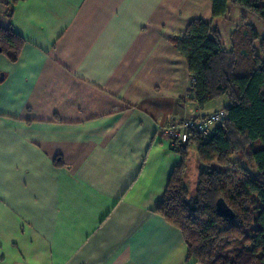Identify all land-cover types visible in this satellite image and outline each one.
I'll return each mask as SVG.
<instances>
[{"label":"crops","instance_id":"crops-1","mask_svg":"<svg viewBox=\"0 0 264 264\" xmlns=\"http://www.w3.org/2000/svg\"><path fill=\"white\" fill-rule=\"evenodd\" d=\"M211 0H0V264H200L156 212L181 163L160 126L206 115L174 37Z\"/></svg>","mask_w":264,"mask_h":264},{"label":"trees","instance_id":"trees-1","mask_svg":"<svg viewBox=\"0 0 264 264\" xmlns=\"http://www.w3.org/2000/svg\"><path fill=\"white\" fill-rule=\"evenodd\" d=\"M239 6L264 21V0H211L212 20L192 19L172 39L192 77L191 95L199 107L225 97V116L208 134L191 133L171 148L181 158L156 212L179 228L187 257L200 264H264V35L245 22L224 45L215 21ZM23 39L0 26V52L11 60ZM198 161L193 192L186 184L189 150ZM240 175L227 182L231 170ZM219 198L233 218L220 215Z\"/></svg>","mask_w":264,"mask_h":264},{"label":"rangeland","instance_id":"rangeland-1","mask_svg":"<svg viewBox=\"0 0 264 264\" xmlns=\"http://www.w3.org/2000/svg\"><path fill=\"white\" fill-rule=\"evenodd\" d=\"M242 21L253 27L260 36L264 35L263 20H261L257 15L250 13L239 6H230L226 15L217 19L214 23V25L217 26L221 34L222 41L226 47H229V38L232 30L236 26H239ZM188 164L189 171L187 173L186 184L190 191L193 192L198 180V161L193 147L189 150ZM239 175L240 172L238 170H231L226 176V181L232 182Z\"/></svg>","mask_w":264,"mask_h":264},{"label":"built area","instance_id":"built-area-1","mask_svg":"<svg viewBox=\"0 0 264 264\" xmlns=\"http://www.w3.org/2000/svg\"><path fill=\"white\" fill-rule=\"evenodd\" d=\"M224 116L225 110L221 107L206 115L192 116L179 122L162 125L159 131L170 146H179L187 142L191 133L208 134L212 126Z\"/></svg>","mask_w":264,"mask_h":264},{"label":"water","instance_id":"water-1","mask_svg":"<svg viewBox=\"0 0 264 264\" xmlns=\"http://www.w3.org/2000/svg\"><path fill=\"white\" fill-rule=\"evenodd\" d=\"M217 211L220 215L227 217V218H233L234 213L232 209L227 205L224 199L219 198L216 203Z\"/></svg>","mask_w":264,"mask_h":264}]
</instances>
